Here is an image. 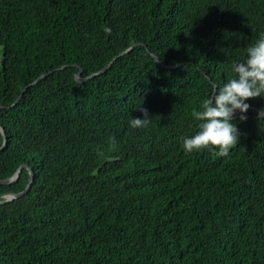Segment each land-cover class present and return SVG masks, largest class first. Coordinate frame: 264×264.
Returning a JSON list of instances; mask_svg holds the SVG:
<instances>
[{
    "label": "trees",
    "instance_id": "16d2710c",
    "mask_svg": "<svg viewBox=\"0 0 264 264\" xmlns=\"http://www.w3.org/2000/svg\"><path fill=\"white\" fill-rule=\"evenodd\" d=\"M261 37L264 0H0V181L34 173L0 204V264H264V100L228 157L182 148Z\"/></svg>",
    "mask_w": 264,
    "mask_h": 264
},
{
    "label": "clouds",
    "instance_id": "9594fccd",
    "mask_svg": "<svg viewBox=\"0 0 264 264\" xmlns=\"http://www.w3.org/2000/svg\"><path fill=\"white\" fill-rule=\"evenodd\" d=\"M110 31V29H107ZM243 59L233 60L230 71L233 75L223 85H213V91L202 100L192 117L200 121L194 135L184 136L182 148L186 154L209 150L218 157H228L230 150L240 142L241 132L234 121L248 119L249 101L264 100V37L258 38L245 48ZM142 116L130 119L134 129H147L152 124V115L142 109ZM258 119H264V107L258 110Z\"/></svg>",
    "mask_w": 264,
    "mask_h": 264
},
{
    "label": "water",
    "instance_id": "95a60500",
    "mask_svg": "<svg viewBox=\"0 0 264 264\" xmlns=\"http://www.w3.org/2000/svg\"><path fill=\"white\" fill-rule=\"evenodd\" d=\"M140 45H142V44H140ZM137 46H138V45H135V46L131 47L130 49H128L127 51H125L124 53H122L121 56H122V55H125V54L128 53V52H130L131 50H133V49L136 48ZM149 52H150V50H149ZM150 53H151V52H150ZM151 54H152V53H151ZM152 56L156 59V61H157L162 67H164V68H166V69H175V68L179 67V66H167V65H165V64H164V63H163V62H162V61H161L156 55L152 54ZM111 65H112V63H111L107 68H105L103 71H101V72H99V73H96V74H94V75H92V76H90V77H87V78H82L83 70L81 69L80 72L78 73V75L76 76V79H77L78 82L82 83V82L88 80L89 78H92V77H95V76H98V75L104 73L107 69H109V68L111 67ZM64 68H65V67H64ZM45 77H46V75L41 76V77H40L38 80H36L31 86L37 84L39 81H41V80H42L43 78H45ZM26 90H27V88L23 91V93L20 95V97L18 98V100L14 103L13 107L16 106V105L18 104V102L21 100V98L23 97V95H24V93H25ZM0 108H3V107L0 106ZM254 109L257 110V111L259 110V108H257V107H254ZM0 130H1V133L3 134V136H4V144H3V146L0 148V150H4L5 147H6V145H7V136H6L5 131H4L3 128L0 127ZM24 168H27V169H29V171H30V181H29V184H28L27 188H26L23 192H21V193H19V194H9V195H6V196H5V200L1 201L0 204H3V203H6V202H9V201H13V200H15V199H18V198L22 197L23 195H25L26 193L29 192V190H30L31 187H32L34 173H33V171H32L29 167H27V166H22V167L17 171V173H16L11 179L6 180V181H0V184H11V183L17 181V180L20 178L21 172H22V170H23Z\"/></svg>",
    "mask_w": 264,
    "mask_h": 264
}]
</instances>
